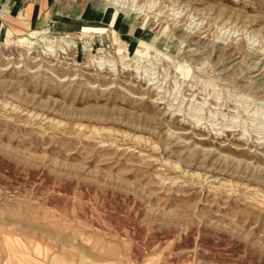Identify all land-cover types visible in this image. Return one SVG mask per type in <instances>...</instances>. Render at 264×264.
<instances>
[{"label":"rangeland","instance_id":"374dc122","mask_svg":"<svg viewBox=\"0 0 264 264\" xmlns=\"http://www.w3.org/2000/svg\"><path fill=\"white\" fill-rule=\"evenodd\" d=\"M0 264H264V0H0Z\"/></svg>","mask_w":264,"mask_h":264},{"label":"crops","instance_id":"0c3cea01","mask_svg":"<svg viewBox=\"0 0 264 264\" xmlns=\"http://www.w3.org/2000/svg\"><path fill=\"white\" fill-rule=\"evenodd\" d=\"M6 16H9V17H11V16H10V14H8V15H6ZM26 20H27V17H26Z\"/></svg>","mask_w":264,"mask_h":264},{"label":"bare ground","instance_id":"6f19581e","mask_svg":"<svg viewBox=\"0 0 264 264\" xmlns=\"http://www.w3.org/2000/svg\"><path fill=\"white\" fill-rule=\"evenodd\" d=\"M97 7V6H96Z\"/></svg>","mask_w":264,"mask_h":264}]
</instances>
